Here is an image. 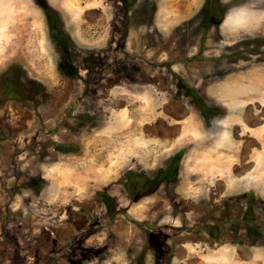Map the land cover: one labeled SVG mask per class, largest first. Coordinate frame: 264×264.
Segmentation results:
<instances>
[{
  "label": "rangeland",
  "instance_id": "1",
  "mask_svg": "<svg viewBox=\"0 0 264 264\" xmlns=\"http://www.w3.org/2000/svg\"><path fill=\"white\" fill-rule=\"evenodd\" d=\"M87 2L0 0V264H172L190 240L229 244L226 264H264V188L239 181L250 147L264 154V90L236 108L243 128L227 124L234 193L192 185L207 180L180 159L198 147L173 145L163 117L140 119L141 81L157 78L194 93L219 131L227 106L187 84L264 65V0H107L102 14ZM250 174L264 187V171Z\"/></svg>",
  "mask_w": 264,
  "mask_h": 264
},
{
  "label": "crops",
  "instance_id": "2",
  "mask_svg": "<svg viewBox=\"0 0 264 264\" xmlns=\"http://www.w3.org/2000/svg\"><path fill=\"white\" fill-rule=\"evenodd\" d=\"M49 1L52 3L54 0ZM87 3H89L88 5L90 6H85V8L98 10L97 12L102 14V12L106 9V4L108 2L107 0H88ZM236 13L237 9L228 11L220 22L221 27L225 25L223 23L227 21L228 16H232ZM155 19L158 20V17ZM230 25L237 28L240 24L232 22ZM133 31H137V27L136 29H131V33ZM127 49L130 48L127 47ZM255 65H258L257 68H240L234 72L226 73L223 76L221 75L219 78L214 80L211 78L209 73H207V75L206 72H204L203 75L196 73V78L188 82L187 85L193 83V91L201 97L203 96L207 98L205 102L207 105L210 104V102L214 103L213 101H216L227 106L226 109L229 113H224L223 115L218 116L215 121L216 124L213 123L214 125L220 124L221 127L219 131H215L217 126L211 125V119L208 125L205 124V121L203 120V112L200 110L201 107L198 105L197 100H195L193 96L194 93L189 95L190 93L181 91L179 94L173 96L171 94L172 90L168 85H166L165 88L159 87V79L157 78L156 80L146 79L143 82L141 81L140 93L143 96L141 99L147 103L144 109L145 113L140 115V119H142L143 123H154L159 120L157 117H163V119H165L162 120L165 124L163 126H166V128L173 129L174 126H177V131L172 136L173 145L178 143L179 147L184 145L194 148L198 147L197 150L196 148L195 150H192V153H184L180 159V170L189 172V178H192L191 176L193 173L198 172L200 173L199 176L202 175V179L207 180L206 184L203 183L202 185L200 184L201 182L198 184L197 182L200 179L199 177L195 182L190 181V183L192 182V185L196 184V187H212L215 181H219L223 182L222 190L232 187L231 189H233L234 193L236 188L239 187L237 184L239 181L246 182V185L247 183H254V181H256L258 187L256 188L257 191L264 188L261 186V183H258L259 180L257 176L254 178L250 174L252 171H264V154L260 152V148L256 151H252V147H250L247 154L244 157H241L240 161L243 165L242 168H244L241 172L244 173H240L241 176L239 177H241L242 180L238 181L237 178L230 180V175L227 173L229 170L228 149L229 147L238 148L239 145L236 140H232V142L230 141L232 138L229 136L227 124L229 122H233L236 126H240L241 123L235 120L237 118H241V115L236 113V108L245 106L244 101H259L261 91L264 90V70H262L264 69V65ZM170 67L174 72L180 73L182 78L189 76L188 71L185 68H178L177 63L170 64ZM182 71H184V73ZM154 75H159L157 70H155L150 76ZM185 81L187 82L188 80ZM211 97H214V100H212ZM163 99L166 100L163 101ZM228 100L231 101L229 102ZM260 103V105L264 107V103ZM163 104H166L165 107L168 108L167 111L164 109ZM161 105H163V108H161ZM195 108L199 109V111ZM177 111H179L178 114ZM255 111H257L255 108L254 110L251 109V114L253 116L255 115ZM263 124L264 122L262 125ZM239 126L238 128H243V126ZM258 129V131L262 130H260V127H258ZM251 133V135L255 137L253 134L255 132L251 131ZM157 136L158 135H141V145H147L149 143H157V145L160 146L163 145L165 143L163 142L164 139H158ZM201 141H203L205 145L202 146L198 144ZM237 153L233 154L236 155ZM225 180L227 182H225ZM178 249L182 252V254L179 256L176 251V255L171 258L172 264H188L191 262V259L199 260L201 264H226L228 259H232L233 262L236 260L235 250L227 243H214V245H207L206 243L200 244L198 241L193 240L186 242L181 241L177 245L176 250ZM251 251L252 252L250 254H253V248ZM189 255L190 257L188 258Z\"/></svg>",
  "mask_w": 264,
  "mask_h": 264
},
{
  "label": "trees",
  "instance_id": "3",
  "mask_svg": "<svg viewBox=\"0 0 264 264\" xmlns=\"http://www.w3.org/2000/svg\"><path fill=\"white\" fill-rule=\"evenodd\" d=\"M179 158H180V155L177 154V155L175 156V160H178Z\"/></svg>",
  "mask_w": 264,
  "mask_h": 264
},
{
  "label": "flooded vegetation",
  "instance_id": "4",
  "mask_svg": "<svg viewBox=\"0 0 264 264\" xmlns=\"http://www.w3.org/2000/svg\"><path fill=\"white\" fill-rule=\"evenodd\" d=\"M65 62L67 63V60ZM61 66H64V64L62 63Z\"/></svg>",
  "mask_w": 264,
  "mask_h": 264
}]
</instances>
